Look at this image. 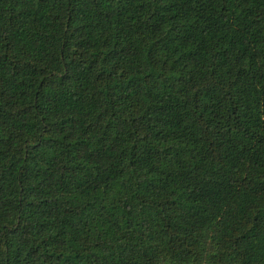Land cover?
Masks as SVG:
<instances>
[{
	"label": "trees",
	"instance_id": "trees-1",
	"mask_svg": "<svg viewBox=\"0 0 264 264\" xmlns=\"http://www.w3.org/2000/svg\"><path fill=\"white\" fill-rule=\"evenodd\" d=\"M0 264H264V0H0Z\"/></svg>",
	"mask_w": 264,
	"mask_h": 264
}]
</instances>
